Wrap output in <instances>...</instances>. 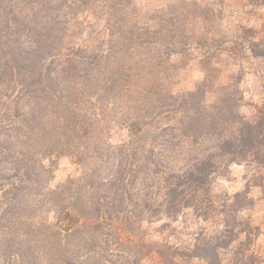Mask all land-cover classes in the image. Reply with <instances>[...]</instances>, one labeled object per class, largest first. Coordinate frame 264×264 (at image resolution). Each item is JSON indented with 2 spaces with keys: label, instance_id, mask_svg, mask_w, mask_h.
Here are the masks:
<instances>
[{
  "label": "trees",
  "instance_id": "trees-1",
  "mask_svg": "<svg viewBox=\"0 0 264 264\" xmlns=\"http://www.w3.org/2000/svg\"><path fill=\"white\" fill-rule=\"evenodd\" d=\"M150 2L0 0V264L264 262L249 192L212 190L245 162L264 192V15ZM251 72L261 103L240 87ZM64 156L78 171L53 184ZM189 217L184 244L149 232Z\"/></svg>",
  "mask_w": 264,
  "mask_h": 264
},
{
  "label": "rangeland",
  "instance_id": "rangeland-1",
  "mask_svg": "<svg viewBox=\"0 0 264 264\" xmlns=\"http://www.w3.org/2000/svg\"><path fill=\"white\" fill-rule=\"evenodd\" d=\"M151 1V6H163L169 0H141L143 5H147ZM230 6L227 14L235 17L240 23L252 24L258 23L264 15V7L256 5L254 7L245 6L246 0H225ZM235 24V23H234ZM184 80L182 87H193L195 82L202 77L198 66L189 65L184 72ZM260 75L249 73L244 76L240 84L245 95V101L248 103H261L262 90L260 87ZM247 105L244 110L249 112ZM121 135V134H120ZM78 171L77 165L73 159L64 156L58 160L55 178L52 183L57 184L65 180L69 175L75 174ZM253 167L243 163H233L225 174L218 176L213 185L212 190L218 195L225 193L234 194L236 192L248 191L253 200L252 208L242 213V216L248 219L252 225L258 227L257 235L253 236L252 249L256 251L264 259V192L257 185H253ZM162 222H156L148 226L152 237H162L175 244L185 243L190 240L193 233L200 230L196 219L189 217L188 219L180 218L178 221L168 224L165 231L160 234L158 229L161 228ZM185 241V242H184ZM190 264H206L204 261L195 259ZM264 264V262L262 263Z\"/></svg>",
  "mask_w": 264,
  "mask_h": 264
}]
</instances>
